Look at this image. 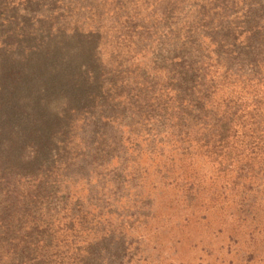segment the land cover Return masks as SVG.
Here are the masks:
<instances>
[{
  "label": "trees",
  "instance_id": "trees-1",
  "mask_svg": "<svg viewBox=\"0 0 264 264\" xmlns=\"http://www.w3.org/2000/svg\"><path fill=\"white\" fill-rule=\"evenodd\" d=\"M31 1L0 0V264H121L123 250L112 251L116 237L108 226L105 170L122 169L125 131L142 125L150 132L162 124L165 114L154 110L163 96L161 105L176 104L180 111L181 139L203 130V143L208 135L222 143L218 129L231 128L225 115L232 109L231 116L242 117L239 92L262 82L264 0H188L193 7L187 11L185 0H162V42L154 56L158 69L144 72L145 79L117 80L113 72L101 74L94 48L86 53L88 61L77 65L94 85L103 75L105 83L99 79L96 92L75 84L80 80L73 72L56 71L57 61L53 70L62 83L55 111L38 103L56 86L37 88V69L49 64L45 61L65 59L59 54L65 47L49 41L53 28L41 24L47 16L31 10ZM133 1L132 6L140 3ZM155 3L142 0L145 8ZM50 7L49 15L58 11ZM138 15H125V23L146 35L156 31L137 21ZM176 28L181 29L169 39ZM53 30L54 38L63 32ZM30 65L37 69L30 71ZM226 85L230 109L214 114V96Z\"/></svg>",
  "mask_w": 264,
  "mask_h": 264
},
{
  "label": "rangeland",
  "instance_id": "rangeland-1",
  "mask_svg": "<svg viewBox=\"0 0 264 264\" xmlns=\"http://www.w3.org/2000/svg\"><path fill=\"white\" fill-rule=\"evenodd\" d=\"M117 1L29 2L31 10L43 18L47 16L42 25L63 30L54 38L52 29L48 39L65 47L59 53L65 59L45 61L49 64L41 70L33 65L29 68L39 71L37 88L45 87L47 91L48 87L50 91L56 86L49 99L38 100L42 106L49 105V111H55L61 99L58 83L62 82L57 81L61 74L53 70L57 61L56 71L73 72V78L80 80L75 84H86L96 92L105 83L103 75L94 85L77 65L87 62V54L94 48L99 52L95 61L101 74L113 72L117 80L145 79L144 72L158 69L154 56L157 43L162 42L164 23L158 17L162 16L165 1L155 0L151 8H145L142 0L138 6H132L133 0ZM50 6L58 11L49 15ZM182 6L186 11L193 7L188 0ZM210 6L211 2L203 8ZM130 14H139L137 21L156 31L148 35L135 31L124 21ZM20 27L17 24L15 32ZM179 29L171 32L169 39ZM260 73L262 82L253 91L239 92L241 118L238 114L231 116L232 109L224 99L229 86L214 96V114L230 109L225 119H230L231 128H219L216 134H223L222 143L213 135L203 143V130L181 139L177 119L180 111L176 104L161 105L163 96L154 110L165 114L162 124H155L150 132L142 125L131 128V133L125 131L122 138H128V143L124 140L127 150L121 157L127 159L122 169L105 170L108 226L116 237L112 251L119 254L123 250L121 264H264V71ZM110 111L119 113L116 109ZM214 114L210 116L216 120ZM113 134L117 135L116 131ZM111 164L115 166L113 161ZM116 181L124 185L118 187ZM113 188L117 189L111 191Z\"/></svg>",
  "mask_w": 264,
  "mask_h": 264
}]
</instances>
